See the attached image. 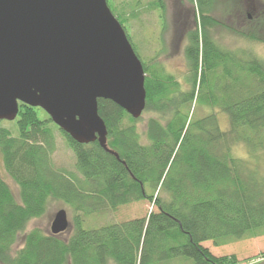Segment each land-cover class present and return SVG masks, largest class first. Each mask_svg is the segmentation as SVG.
Wrapping results in <instances>:
<instances>
[{
	"label": "trees",
	"instance_id": "trees-1",
	"mask_svg": "<svg viewBox=\"0 0 264 264\" xmlns=\"http://www.w3.org/2000/svg\"><path fill=\"white\" fill-rule=\"evenodd\" d=\"M190 1L197 10L184 48L187 88L142 62L144 111L156 115L147 120L145 141L139 118L107 99H98V114L106 146L118 156L97 140L74 141L39 107L19 104L16 136L0 120V264H237L235 255L217 257L203 242L264 235V179L232 153L237 144L264 150V56L219 45L210 32L218 24L214 2ZM149 4L163 7L162 0ZM194 101L210 111H196ZM56 131L74 154V171L53 163ZM50 200L73 210L72 230L66 237L25 232ZM143 200L155 207L146 217L82 226L84 216ZM21 233L22 246L12 251ZM258 258L264 264V251Z\"/></svg>",
	"mask_w": 264,
	"mask_h": 264
},
{
	"label": "water",
	"instance_id": "water-1",
	"mask_svg": "<svg viewBox=\"0 0 264 264\" xmlns=\"http://www.w3.org/2000/svg\"><path fill=\"white\" fill-rule=\"evenodd\" d=\"M145 72L106 0H0V120L19 104L39 107L78 143L106 146L98 99L111 100L132 118L146 103ZM69 227L64 209L50 225Z\"/></svg>",
	"mask_w": 264,
	"mask_h": 264
},
{
	"label": "rangeland",
	"instance_id": "rangeland-1",
	"mask_svg": "<svg viewBox=\"0 0 264 264\" xmlns=\"http://www.w3.org/2000/svg\"><path fill=\"white\" fill-rule=\"evenodd\" d=\"M152 1L154 0H106L117 20L122 19V22L118 21L141 62L146 66L159 68L163 74L174 76L180 83V89L184 90L190 84L185 82V75L189 71L184 48L187 45V33L195 28L193 21L196 18L197 5L190 0H162L163 7L154 8L149 4ZM212 1L214 3L210 14L218 21V24L210 29L215 41L227 49H250L257 55L264 56V0ZM253 32L262 39L251 40L244 35ZM192 106L196 111L200 110L201 114L210 111L209 108L203 109L202 105L195 101ZM152 116L156 115L151 111H143L136 123L143 141L146 140L147 120ZM218 116L222 128L226 129V115L219 112ZM14 121L2 120L1 125L16 136L17 125ZM232 153L235 157L243 159L264 179V150L255 149L251 153L243 144H237ZM52 160L56 168L74 171V154L58 131ZM1 171H4L3 168ZM3 175L17 195L15 183L4 172ZM59 209L66 211L70 225L75 215L73 210L63 201L50 200L45 214L30 220L25 232L33 228H39L45 233L50 232L51 221ZM151 211H155V207L148 200L136 201L121 205L115 210L105 209L84 216L82 226L89 229L120 223L146 217ZM68 230H72V226ZM68 230L63 232L65 237ZM22 243L23 233L19 234L12 251L20 248ZM203 245L217 257L235 255L237 264H262L258 255L264 251V235L238 239L219 246H214L211 241L203 242ZM175 263V260H172L170 264Z\"/></svg>",
	"mask_w": 264,
	"mask_h": 264
},
{
	"label": "bare ground",
	"instance_id": "bare-ground-1",
	"mask_svg": "<svg viewBox=\"0 0 264 264\" xmlns=\"http://www.w3.org/2000/svg\"><path fill=\"white\" fill-rule=\"evenodd\" d=\"M50 118V117H49Z\"/></svg>",
	"mask_w": 264,
	"mask_h": 264
}]
</instances>
